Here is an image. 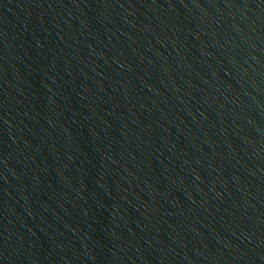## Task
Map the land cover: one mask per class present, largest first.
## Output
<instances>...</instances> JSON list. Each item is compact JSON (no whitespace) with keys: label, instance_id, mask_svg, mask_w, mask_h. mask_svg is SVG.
I'll use <instances>...</instances> for the list:
<instances>
[{"label":"water","instance_id":"1","mask_svg":"<svg viewBox=\"0 0 264 264\" xmlns=\"http://www.w3.org/2000/svg\"><path fill=\"white\" fill-rule=\"evenodd\" d=\"M0 264H264V0H0Z\"/></svg>","mask_w":264,"mask_h":264}]
</instances>
